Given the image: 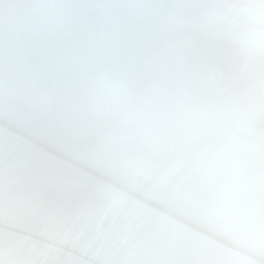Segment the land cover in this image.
I'll use <instances>...</instances> for the list:
<instances>
[{
  "label": "snow or ice",
  "instance_id": "obj_1",
  "mask_svg": "<svg viewBox=\"0 0 264 264\" xmlns=\"http://www.w3.org/2000/svg\"><path fill=\"white\" fill-rule=\"evenodd\" d=\"M0 264H264V0H0Z\"/></svg>",
  "mask_w": 264,
  "mask_h": 264
}]
</instances>
